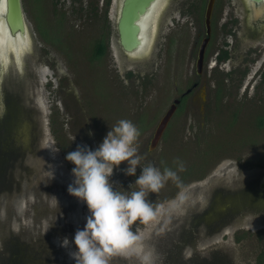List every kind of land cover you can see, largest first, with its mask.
I'll list each match as a JSON object with an SVG mask.
<instances>
[{
  "label": "flooded vegetation",
  "instance_id": "af4514ba",
  "mask_svg": "<svg viewBox=\"0 0 264 264\" xmlns=\"http://www.w3.org/2000/svg\"><path fill=\"white\" fill-rule=\"evenodd\" d=\"M124 2L125 0H49L50 7L54 8L55 12L58 8L61 14L79 17L91 26L96 24V36L88 44V54H101L102 58L105 56L117 58L118 74L123 78L122 82L119 81L121 85L116 90L119 89L120 95L122 91L125 93L130 91L132 85L138 87L130 91L134 95H142L146 87H151L159 67L158 57L174 56L178 51L176 39L185 37L190 29L194 37L191 53L195 54L192 75L189 76L188 71L182 75L184 73H180L181 71L174 67L173 59H170L169 64V59L166 58V62L161 65V67L170 66L168 71H170L173 95L168 107L171 104L176 106L163 135L166 134L172 119L181 112L185 113L187 105L191 106L196 102L195 94L198 88L205 95L202 99V93H200L199 101V112L204 120L207 117L211 118L214 112L220 110L225 111L227 118L235 121L249 113H252L251 120L254 117L264 118V0L260 2L214 0L208 35L204 26L207 0H152L146 12L134 22L139 27L138 37L142 39L141 47L134 51L137 54L136 58L130 57L119 44L117 24ZM223 5L227 8L225 15H223ZM58 19L62 23L63 17L60 16ZM202 40H206V45L200 69L197 71L196 55ZM34 67L26 60L21 71L12 66L1 73L0 77V108L5 110L10 103L14 102L19 103L23 110L16 115V125L9 128H17L20 122L27 127L31 126L35 135L32 144L37 145L39 150L37 155L44 160L38 171L31 172V169L25 168L19 175H16L14 171L16 170L14 160L6 159L0 162V201H2L0 228L5 233L13 232V228H18L22 215L27 219L30 218L31 209L34 207L47 205L51 209L48 199L42 204L30 203L28 195L31 189L30 177L34 180L36 178L39 186L41 185L39 181L42 180L49 183V186L60 189L66 201L63 204L56 198L58 210L56 207L53 210H55L54 213L62 211L63 221L70 228H74L72 213L79 218L78 210L84 209L74 197L67 194V187L72 182L70 179L68 180L65 175H60L57 171L54 172L53 179L49 176V165L53 166L54 160L46 154L43 126L45 110L41 106L42 99L36 96L38 92L34 91L43 83L42 68L40 65ZM53 72H55L54 75L58 74V68L54 67ZM54 94L53 102L59 101L62 107L60 111L70 118L69 107L64 105V92L60 81ZM250 100H257V102L250 106L251 104L248 103ZM71 102L72 110L74 105H77L76 110L83 112L78 96ZM254 106H258L257 111L253 109ZM51 108L49 125L52 127L54 142L58 144L57 141H59L60 144L64 139L70 147L76 148L79 133L74 128V122L61 123L59 133L50 122L53 113L59 114V112L54 105ZM141 108L137 106L138 111L131 116L133 121L129 118L138 129L140 115L143 112ZM117 111L118 116L121 113H119L120 110ZM162 115L148 127L140 128V136L150 127H152L150 128L152 136ZM124 117V115L123 118L119 116L118 120L127 119ZM84 130H87L86 126ZM169 131L168 134H170ZM68 134L69 138L65 139L64 135ZM149 140L144 148L141 146L143 156L151 155L157 148L149 151ZM58 148L65 158L64 147L60 144ZM138 171L140 173V170ZM22 175L26 176V182L21 178ZM199 181L201 183L194 189L199 193L193 199L192 207L182 209L185 212L183 217L179 216L174 221L179 222L178 227L170 231L167 241L164 238L165 241H161L162 251L165 248V251L169 253L170 262L174 264H264V157L258 160L235 159L224 166L215 168ZM22 187H25L24 191ZM23 196L25 198H22ZM55 196L59 195L55 193ZM23 199L26 206L22 205ZM2 207H5L6 217H8L6 222H3L5 217L1 214ZM69 210L70 212H67ZM195 225L200 226V237L194 229ZM5 233L2 234L5 235ZM151 236L154 238L163 234L151 233L147 242L152 241ZM177 240L181 243L175 248L174 245H170ZM200 245L204 246L201 249L202 252L196 249ZM186 246L193 249V254L183 259ZM156 249L159 252V248Z\"/></svg>",
  "mask_w": 264,
  "mask_h": 264
},
{
  "label": "rangeland",
  "instance_id": "374dc122",
  "mask_svg": "<svg viewBox=\"0 0 264 264\" xmlns=\"http://www.w3.org/2000/svg\"><path fill=\"white\" fill-rule=\"evenodd\" d=\"M21 2L33 39V49L28 56V61L33 67L40 65L42 68L43 83L34 91L35 93L38 92L36 96L42 99L41 106L45 110L43 126L45 130L44 146L46 154L54 160L53 167H55V171L60 175H65L68 180L72 181L71 170L74 166L65 160L58 147L61 144L65 149V154L74 151L75 148H73L74 146L70 147L64 139L61 140L60 144L59 141H57L58 144L54 142L52 127L49 125L50 108L54 105L59 112V114L53 113L52 118L50 117V122L59 133L61 123L68 121L70 124L73 121L74 128L79 133L77 135L79 139L78 145H87L93 150L102 142L107 132L117 122L116 120H118L119 116L123 118L124 115V118L128 120L131 118L133 121L131 116L135 114V111H138L137 106L142 107L141 111L143 110L138 123L139 129H144L163 114L172 99L173 92L170 71H168L170 66L166 67L164 65L161 67L166 62V58L169 59V64L170 59L174 60V67H177L181 71L180 73H184L182 75L188 72L189 76L192 75L195 54L191 53V51L194 37L189 29L185 37L182 36L180 39H176L178 51L174 56L158 57L159 67L157 66L158 70H156L153 85L146 87L142 95H134L133 92H130L138 89L136 85H132L130 91L126 93L122 91L120 95L119 89L118 91L116 90L121 85L119 81L123 78L118 74L117 66L119 65L117 64V58L105 56L100 61L89 59L91 55L88 54V44L96 36V24L91 26L87 22H83L79 17L75 16V18L73 16V18L69 14H61L58 8L56 9L57 12H55V9L50 7L49 0H21ZM222 10L223 15H225L227 8L224 5ZM60 16L63 17L62 23L58 19ZM38 31L48 40L44 39ZM54 67L58 68V74L56 75L53 72ZM166 71L169 72V76ZM178 76L181 75L178 74ZM59 81L64 92V105L69 107L68 114L70 118H67V115L60 111L62 107H60L59 101L53 102ZM200 93H202V99L204 98V92L201 89L199 90V88L196 89V102L191 106L187 105L185 113L181 112L172 119L166 132L168 134V130H170V134L167 138L160 141L151 155L145 156L146 159L142 161V165L151 162L154 166L160 168L161 161L168 165H173L172 161L175 158H179L187 167L192 162L201 163L204 157H207L208 162L205 164L206 170L204 171V177H206L215 168L224 166L235 159L250 158L251 160H258L264 157V127L261 130L256 128L257 126L260 127V124H264V118L254 117L251 120L252 113L242 115L237 121H232L233 127L229 128V131H225L223 127L229 119L225 115V111L214 112L209 121L208 117L205 120L203 119L202 114L199 112ZM77 96L80 99L79 103L83 108V112L76 110L77 105H74L73 110L71 109V101ZM255 102L257 100H250L248 103L252 106ZM253 109L257 111L258 106H254ZM117 110H120L119 113H121L118 116L116 115L118 113ZM21 111H23L21 105L14 102L10 103L5 110L0 108V136L2 138L10 134L11 129L8 126L14 127L16 125V115ZM85 126L87 130H84ZM150 128L152 129V127ZM150 128L138 137L136 142L140 155H143L141 146L144 148L151 137L152 130ZM89 132L92 133L91 136L88 134ZM166 134L163 136L165 137ZM244 134H246L245 138H241V135ZM64 136L67 139L70 135ZM237 137L238 139L240 137L239 141ZM213 146L214 148L212 149ZM2 148L3 140L0 144V153H3ZM208 150L210 151L209 157L205 154ZM2 161L3 159L0 160L1 163ZM125 167L126 163H122L118 168L114 169L113 175L109 178L110 182H118L117 186L121 188H118V190L121 191L131 192L137 190L135 187L129 188L128 186L135 182V179L140 174L138 171L140 168H137L136 176L128 177L122 171ZM21 178L26 182V176L22 175ZM29 180L31 183V189L28 193L30 203L39 202L42 204L48 199L51 209L44 204V206L39 208L34 207V209H31L30 218L27 219L22 215L18 228L12 227L14 229L13 232L5 233L0 228V264H74V261L69 260L67 251L60 248L56 241L57 238L64 236H67L71 241L77 228L83 229L85 217L88 215L86 205L79 203L84 207L83 211L78 210L79 218H76L75 214L72 213L71 218L74 221L75 229L70 228L63 221L62 211L54 213L55 210H53L55 207L58 210L56 198L60 199L59 201L63 204L66 201L60 189L49 186V183L42 180L39 182L43 189L38 188L40 186L36 178L34 180L30 177ZM199 183L201 181H194L193 178H190L187 183L175 187L169 180L159 192L150 193L146 197L154 207L161 206L160 213L157 219L150 224L141 225L137 222V224L133 225V231L139 229L145 236L149 235V238L151 233L163 234L160 237L153 238L151 236V239L153 238L155 242L159 240L157 243L159 252L156 251L157 261L155 264H174L170 262L169 253L165 251V248L162 251L161 240L164 238L167 241L169 238H167V235L170 234V231L178 227L179 222L174 221L175 218L181 217L185 213L182 209L192 207L193 199L199 193L194 189ZM24 188L22 187L23 191ZM55 193L59 196H55ZM194 194H196L195 197ZM22 198L25 197L23 196ZM22 205L26 206L25 199H23ZM67 212H70V210ZM50 213L51 215H49ZM1 214L5 217L3 222H6L8 217H6L5 207L1 208ZM59 220L60 223L58 222ZM53 222H55V225H53ZM2 233H5V235ZM46 240H49V244L54 245V247L49 246ZM180 243L178 240L174 241V248ZM186 248L185 252L187 253L183 259L193 254L191 247L186 246ZM196 249L202 252L199 246ZM224 252L227 253L225 250ZM111 264H138V262L135 259L129 260L116 256L112 258Z\"/></svg>",
  "mask_w": 264,
  "mask_h": 264
},
{
  "label": "clouds",
  "instance_id": "9594fccd",
  "mask_svg": "<svg viewBox=\"0 0 264 264\" xmlns=\"http://www.w3.org/2000/svg\"><path fill=\"white\" fill-rule=\"evenodd\" d=\"M139 136L140 130L131 120L120 119L96 149L77 145L66 154L65 160L74 166L67 194L88 210L83 229L77 228L71 241L67 236L56 241L74 264H111L116 256L135 259L138 264H155L149 237L139 229L133 231V225H147L157 219L161 206L154 207L146 197L159 192L169 180L181 186L178 173L185 171V164L175 158V170L164 166L163 171L151 162L142 165L146 157L138 152ZM122 163H126L122 171L128 177L136 176L140 168L139 176L128 186L137 190L121 191L118 182H110L113 170ZM49 167L53 179L55 169Z\"/></svg>",
  "mask_w": 264,
  "mask_h": 264
},
{
  "label": "water",
  "instance_id": "95a60500",
  "mask_svg": "<svg viewBox=\"0 0 264 264\" xmlns=\"http://www.w3.org/2000/svg\"><path fill=\"white\" fill-rule=\"evenodd\" d=\"M151 1L152 0H125L124 2L121 16L117 24L119 44L125 52L129 53V56L132 58L137 57V54L134 51L142 45V39L141 37H138L139 27L134 22L139 18V16L143 15L146 12L145 10L147 9ZM250 1L260 2L261 0ZM213 5L214 0H207L204 12V26L206 28L207 35L210 33V18L213 10ZM0 8L1 77V73H3L9 67L14 66L16 70H22L26 60L28 61V56L32 53L33 39L28 23L26 22L24 16L21 0H0ZM9 43H11V46H9ZM205 45L206 40H202L196 55L195 67L197 71L200 69ZM8 46L13 50L11 49L9 51H5L7 50ZM14 48L20 49L14 50ZM175 103H177V101H175ZM175 110V104H171L165 111V113L160 117L149 140V151H153L161 141L163 132L167 127ZM34 136L35 135L33 134L31 126L27 127L21 122L19 126H17V128H12L10 130V134L7 137L2 138L0 136V144L3 140V153H0V157L1 159H3V161L6 159L15 161L14 165L16 170L14 171L16 175L21 171H24L25 168L31 169V172H36L40 168L42 161H44L37 155V153H39L37 145L35 143L32 144L34 142ZM0 204L2 205V201H0ZM195 226L196 227L194 229L198 234V237H200V226ZM73 229H75V227ZM158 241L159 240L155 242L152 239V241L150 240L149 242H147L150 247H153L155 254L157 251L156 248L158 247L156 246ZM46 242L49 246L54 247V245L49 244V240H46ZM170 245H173V243H171ZM199 247L201 249L204 248L203 245H200ZM186 253L187 252H185V255Z\"/></svg>",
  "mask_w": 264,
  "mask_h": 264
},
{
  "label": "trees",
  "instance_id": "16d2710c",
  "mask_svg": "<svg viewBox=\"0 0 264 264\" xmlns=\"http://www.w3.org/2000/svg\"><path fill=\"white\" fill-rule=\"evenodd\" d=\"M39 32V31H38ZM39 34L44 38V39H46V40H48L46 37H44L43 35H42V33H40L39 32ZM102 58V55L101 54H95V55H91L90 56V60L92 59V60H95V61H99L100 59ZM208 119V121H209V119L211 120V118L210 117H208L207 118ZM230 121H231V123H230ZM235 121L234 119H228L227 120V123H226V125L223 127L224 129L223 130H228L229 128L231 129L233 126V122ZM258 127V126H257ZM262 127H264V124H260V127L259 128H262ZM229 131V130H228ZM55 132V131H54ZM169 134H167L165 137H163V139L164 138H167V136H168ZM246 134H244V135H241V138H245L244 136H245ZM247 136L249 137V135L247 134ZM237 139H238V137H237ZM239 139H240V137H239ZM239 139H238V141H239ZM211 148V147H210ZM209 148V149H210ZM214 148V146L212 147V149ZM214 152V151H213ZM209 153H210V151L208 150V152H206L205 154L209 157ZM196 154H198V152H196ZM207 162H208V160H207V157H204V159L202 160V162L201 163H195V162H192V163H190V165H188L187 167H185V171H183V172H180V173H178V175H179V177H180V183H181V185H183V184H185V183H187L188 182V180L190 179V178H193L194 179V181H196V180H201L204 176H205V173H204V171L206 170V168H205V164H207ZM164 166H168V167H171V168H173V170L175 169V166L174 165H172V164H167V163H164V164H161L160 165V169H161V171H163V167ZM172 182V184H174V186L175 187H178L177 186V184L176 183H174L173 181H171ZM170 185V184H169ZM138 224H140L139 222H138ZM142 225V224H141Z\"/></svg>",
  "mask_w": 264,
  "mask_h": 264
},
{
  "label": "bare ground",
  "instance_id": "6f19581e",
  "mask_svg": "<svg viewBox=\"0 0 264 264\" xmlns=\"http://www.w3.org/2000/svg\"><path fill=\"white\" fill-rule=\"evenodd\" d=\"M1 9V8H0ZM154 25V24H153ZM1 36V35H0ZM18 41V40H17ZM2 44V43H1ZM9 46H11V43H9ZM7 47V50H5V51H9V50H11L12 48L11 47ZM16 46V45H15ZM18 49H20V48H14V50H18ZM13 50V49H12ZM3 62V61H2ZM55 168V167H54Z\"/></svg>",
  "mask_w": 264,
  "mask_h": 264
}]
</instances>
